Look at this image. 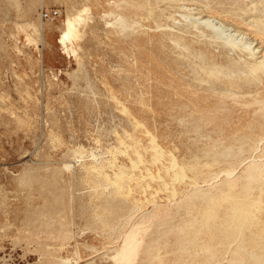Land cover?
I'll return each mask as SVG.
<instances>
[{
  "label": "rangeland",
  "instance_id": "obj_1",
  "mask_svg": "<svg viewBox=\"0 0 264 264\" xmlns=\"http://www.w3.org/2000/svg\"><path fill=\"white\" fill-rule=\"evenodd\" d=\"M199 11L264 33V0H0V264H264V96L174 94Z\"/></svg>",
  "mask_w": 264,
  "mask_h": 264
},
{
  "label": "bare ground",
  "instance_id": "obj_2",
  "mask_svg": "<svg viewBox=\"0 0 264 264\" xmlns=\"http://www.w3.org/2000/svg\"><path fill=\"white\" fill-rule=\"evenodd\" d=\"M134 5H136V3ZM203 12L204 11L196 12L197 13L196 17L191 18V19L187 20L186 22H183L181 25L179 24L180 27L179 28L177 27L178 28L177 32H173L170 34L166 33L165 35L173 36L174 38H172V40L175 41V43H174L175 47H171L172 52L175 54V58L170 59V62H171L170 66H171L172 72H173L172 73V79H173L172 81L176 85L175 88L172 86V88H174V94L177 96V98L179 100H184V99L189 100L190 103L188 104L187 107L192 111V113H198L200 115L199 116L200 121L207 120V123L212 125L214 122V119L213 118L207 119L206 116H208L211 113L224 111L226 108L225 107L226 105L222 106V105H219L218 103H226L227 101L230 100L231 97H235V96H251V97L253 95H259V96L263 95L264 96V33L262 31H260L259 28L250 29L249 26H248V28L246 27L244 33H242L238 29L233 27L235 25H238L239 23H236L235 21L233 23H231V21L229 22V21H227V19L226 20L222 19V17H220L219 15H214V14H211L209 12H207L206 14H203ZM250 17H251V15H250ZM258 17H260V16H258ZM151 18H152V16H151ZM154 18H153V20H154ZM250 20H252V19H250ZM257 20H259V19L257 18ZM71 22H72L71 18H67L68 30L66 32V39L69 41L72 40V30L69 28ZM247 24H246V26H247ZM261 26H262V23H261ZM263 26H264V23H263ZM240 36H242V37L239 39ZM246 36H251V40L246 39ZM244 38H245V41H243ZM180 39L183 40L184 42H182ZM163 44H165V43H163ZM158 47H160V46H158ZM166 48H169V47H166ZM216 49H218L217 53L215 52ZM163 57H164V55H163ZM157 82H159V81H157ZM161 84H163V83H161ZM182 90H185L187 93H182L181 92ZM190 93H192V94H190ZM160 98H161V96H160ZM246 99H248V98H246ZM201 100H203L205 102L201 104ZM238 100H239V98H238ZM258 100H259V98H258ZM160 101H158V102L160 103ZM247 101H249V100H247ZM260 101L262 102V100H260ZM211 102L214 104H212ZM215 104H218V105H215ZM175 107L173 108V110L180 112L181 109H176ZM162 108H163V106H162ZM155 110H157V109H155ZM161 114H162V112H161ZM248 122L251 123V121H248ZM221 124H222V122H221ZM248 126H249V124H248ZM185 128H186V126H185ZM210 128H212V127H210ZM220 128H222V127H220ZM233 128H234V125H233ZM224 129H225V127H224ZM261 137H262V135H261ZM260 143H261V141H260ZM257 145H258V143H257ZM170 154H172V153H170ZM262 159H264V158H262ZM172 164L173 163H171V165ZM172 167H173V165H172ZM256 167H258V165H256ZM249 170H251V169H249ZM252 177H250V178H252ZM241 184H242V182H241ZM117 185H120V184H117ZM106 187H108V185ZM235 189H237V188H235ZM244 191H245V189H244ZM251 191H252V189H251ZM259 191H261V190H259ZM228 202H230V201H228ZM256 202H257V200H256ZM242 206H241V209H242ZM236 207H237V205H236ZM239 208H240V206H239ZM120 210H121V208H120ZM247 210L249 211V209H247ZM100 219H101V222H103L102 218H100ZM103 219H105V218H103Z\"/></svg>",
  "mask_w": 264,
  "mask_h": 264
},
{
  "label": "built area",
  "instance_id": "obj_3",
  "mask_svg": "<svg viewBox=\"0 0 264 264\" xmlns=\"http://www.w3.org/2000/svg\"><path fill=\"white\" fill-rule=\"evenodd\" d=\"M55 15H58V12L54 11V10L42 12V18H44V19H51V18L55 17Z\"/></svg>",
  "mask_w": 264,
  "mask_h": 264
}]
</instances>
